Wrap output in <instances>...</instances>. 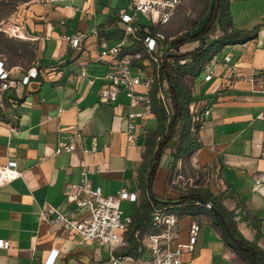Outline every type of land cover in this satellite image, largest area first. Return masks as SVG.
<instances>
[{
	"label": "crops",
	"instance_id": "crops-1",
	"mask_svg": "<svg viewBox=\"0 0 264 264\" xmlns=\"http://www.w3.org/2000/svg\"><path fill=\"white\" fill-rule=\"evenodd\" d=\"M206 2L204 16L193 31L208 17L210 1L204 6ZM127 8L128 0H39L18 14L24 35L21 40L30 45L33 59L26 70L6 68L12 69L11 77L18 80L31 69L37 77L16 92H8L18 100L12 111L16 120L0 121V167L15 162L14 170L20 174L0 184V240L7 242V248H0V264H43L51 250L57 251L54 264H101L107 259V247L79 244L72 232L39 222L40 208L51 206L60 214L73 209L65 192H74L84 170L91 186L104 195L115 196L122 189L134 195L121 203L123 215L131 221L143 210L146 196L139 175L149 144L157 142L156 119L151 111L143 119L131 120L137 142L128 146V101L121 94L113 104H99V91L106 84L105 66L91 63L100 39L113 46L121 38L123 26L118 15ZM228 12L230 23H216L213 34H221V27L226 31L260 27L254 40L225 46L217 54L218 62L229 54V66L236 65L239 74H254L258 79L252 84L228 86V71L219 65L209 82L201 72L197 77H183L190 106L204 102L210 108L205 126L197 134L200 147L192 154L208 171V192L233 214L238 232L248 242L264 247V186L255 184L256 179L264 180V160L260 159L264 143V0H229ZM75 34L81 35L82 43L81 50L73 54L63 37ZM133 47L143 51V46L134 42L126 43L123 51ZM198 47L199 42L187 43L179 52L190 53ZM158 55L167 56L165 52ZM82 65L87 68L86 76H80ZM70 134L78 136L75 151H60L58 143ZM81 148L87 153L82 154ZM168 149L159 159L151 194L160 202L177 203L166 197L167 172L173 162ZM198 214L177 217L178 238L171 249L187 242L189 224ZM199 228L194 250L181 255L182 264H228V245L213 220ZM149 232L148 223L134 234L143 260L147 255L142 240ZM131 249L125 238L118 251L131 256L135 252Z\"/></svg>",
	"mask_w": 264,
	"mask_h": 264
},
{
	"label": "built area",
	"instance_id": "built-area-1",
	"mask_svg": "<svg viewBox=\"0 0 264 264\" xmlns=\"http://www.w3.org/2000/svg\"><path fill=\"white\" fill-rule=\"evenodd\" d=\"M93 1V0H90ZM180 0H128L126 12L118 15V22L122 24V35L113 46H108L105 39H100L91 63L104 65L103 80L105 86L99 91L98 102L100 105H110L117 101L119 95H124L128 101V111L125 118L128 120L125 139L128 146H134L137 142L135 125L131 120L143 119L151 114L150 92L154 84H157L156 98L162 104L169 115L167 102L169 98L168 86L161 79L160 68L165 55H180L179 47H172L170 42L174 38H165L160 28L167 26L174 17ZM139 16L144 18V23L139 22ZM153 32L150 33L149 30ZM0 31L15 39H23V30L18 23H11L7 28L0 24ZM141 33H145L141 37ZM221 34H211L209 38L216 40ZM73 54L81 50V35L63 37ZM128 42L139 43L143 51L133 47L130 51H123ZM231 56L226 54L221 62L217 55H212L207 61L199 65V70L204 76V81L209 82L215 68L219 65L228 71L227 85L233 86L236 82L252 84L258 79L254 74L242 75L237 71L236 65H230ZM190 63L188 58L177 60L179 66ZM86 67H80V76H86ZM37 77L35 70H29L21 80L11 77V70L0 60V121L16 120L12 115L17 103L8 109L4 102V96L10 91H17L19 86L27 85L31 79ZM17 99V98H16ZM9 103H12L9 100ZM140 108L141 111H135ZM191 120L189 131L198 134L203 130L206 119L210 114V108L199 102L189 107ZM78 136L70 134L65 141H60V151L71 153L75 151ZM160 139L157 138V142ZM93 143V150H94ZM82 154L87 150L81 148ZM260 159L264 160V143L260 152ZM15 162H7L6 166L0 167V184L9 182L19 177L14 170ZM100 173V168L96 170ZM87 170L82 173V181L74 187V192L65 195L71 198L73 209L67 214H60L51 206L39 209L38 218L41 224L47 226L59 225L64 233L72 232L78 239L79 244L95 243L108 248V256L101 264H182L181 255L191 253L194 250L199 225L191 221L188 227V239L184 244H176L171 249L170 245L178 238V218L167 208L152 210L149 220L151 232L144 235L142 247L147 258L142 259V249H138L134 255H124L118 250L125 245L124 234L131 224V218L123 215L121 203L134 199V195L120 190L115 196L104 195L98 187H92L87 178ZM264 180L256 179L255 184L264 186ZM259 190V187L256 188ZM0 248H7V242L0 240ZM57 251L51 250L43 264H54ZM228 259V256L226 257Z\"/></svg>",
	"mask_w": 264,
	"mask_h": 264
},
{
	"label": "trees",
	"instance_id": "trees-1",
	"mask_svg": "<svg viewBox=\"0 0 264 264\" xmlns=\"http://www.w3.org/2000/svg\"><path fill=\"white\" fill-rule=\"evenodd\" d=\"M228 2L229 0H210V14L202 27L197 31H191L183 36L174 38L169 44L177 48L187 43L199 42V47L196 50L190 53L172 56L171 58L163 56L160 76L161 79L166 81L168 86L169 98L167 107L169 115L156 98L157 84H154L150 92L151 109L157 122L155 134L160 141L149 144V149L145 156L142 170L140 171L139 186L146 196L145 205L143 210L133 217L131 224L124 234V238H126L132 248L131 250H135L133 253L132 251L129 252L132 253L131 255L136 253L138 246L134 234L148 226L153 208L168 209V207L176 205L177 208H171L168 209V211L173 212L177 217L181 215H194L201 211H207L212 216L213 224L221 229L222 239L225 244L242 256L247 264H264V252L259 250L254 242H248L242 237L236 228L233 214L228 212L208 190H191L186 196L179 198L177 203L170 201L161 203L151 194V183L158 167L159 159L171 144H174V142L176 143L175 154L173 156L174 163L200 147L197 141V135L189 131L191 120L189 106L191 104V97L188 88L183 82V77L185 75L197 77L200 72L199 65L209 60L212 55H217L225 46L243 44L256 38L260 26L255 27L251 31L238 30L235 28H230L226 31L221 27V36L219 38L216 40L209 38V35L214 32L216 23L220 24V26L223 22L230 23ZM216 6L217 13L213 21V11ZM149 32L152 33L153 30L150 29ZM140 36L144 37L145 33H141ZM169 58L171 60L170 62ZM184 58H188L190 63L179 66L177 60ZM9 100H11L12 103H9ZM4 102L8 109H10L18 100L14 95L7 94L4 96ZM201 200L209 201L212 207L220 212L230 234L236 239L237 244L231 240L224 229L218 214L204 207Z\"/></svg>",
	"mask_w": 264,
	"mask_h": 264
},
{
	"label": "rangeland",
	"instance_id": "rangeland-1",
	"mask_svg": "<svg viewBox=\"0 0 264 264\" xmlns=\"http://www.w3.org/2000/svg\"><path fill=\"white\" fill-rule=\"evenodd\" d=\"M36 1L39 0H0V24L7 28L11 23H18L17 17L19 12L31 2ZM180 1V5L176 9L170 23L164 28H160L165 38H178L193 31L204 16V10L207 8V2L206 6L203 4L207 0ZM209 14L210 12L208 11L207 16ZM139 22L144 23V18L139 16ZM32 59L31 47L27 41L15 39L0 31L1 61L8 67H21L23 70H26L30 66ZM10 70L12 71V69ZM175 145L176 143L174 142V144L168 147V150H170L169 156L172 161L175 154ZM169 166L165 188L169 194L166 197L168 198L169 196L171 201H177L194 189L209 190L208 171L196 162L192 153L175 163L172 162ZM211 220L212 216L207 211H202L193 218V221L199 226ZM216 229L221 234V229L218 226H216ZM254 243L259 250L264 252V247L259 246L256 242ZM228 251V264H247L246 260L229 246Z\"/></svg>",
	"mask_w": 264,
	"mask_h": 264
},
{
	"label": "water",
	"instance_id": "water-1",
	"mask_svg": "<svg viewBox=\"0 0 264 264\" xmlns=\"http://www.w3.org/2000/svg\"><path fill=\"white\" fill-rule=\"evenodd\" d=\"M216 13H217V6L215 7L214 11H213V17H212V20L214 21L215 18H216ZM202 204L204 207L210 209L212 212H215L218 214L221 222H222V225L224 227V229L226 230V232L228 233V235L230 236L231 240L237 244V241L234 237H232V235L230 234L229 230H228V227L226 225V222L224 221V219L222 218V215L220 214V212L218 210H216L214 207H212L211 203L209 201H203L201 200ZM161 203H164V202H161Z\"/></svg>",
	"mask_w": 264,
	"mask_h": 264
}]
</instances>
